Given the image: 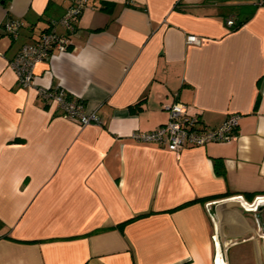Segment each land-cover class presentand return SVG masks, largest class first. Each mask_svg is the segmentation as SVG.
I'll return each mask as SVG.
<instances>
[{
	"label": "crops",
	"instance_id": "1",
	"mask_svg": "<svg viewBox=\"0 0 264 264\" xmlns=\"http://www.w3.org/2000/svg\"><path fill=\"white\" fill-rule=\"evenodd\" d=\"M69 1L0 0V264H264V204L249 210L264 200V5L87 0L71 48L23 89L9 63ZM40 87L103 124L64 118ZM174 102L204 129L240 115L236 137L177 155L132 138Z\"/></svg>",
	"mask_w": 264,
	"mask_h": 264
},
{
	"label": "built area",
	"instance_id": "2",
	"mask_svg": "<svg viewBox=\"0 0 264 264\" xmlns=\"http://www.w3.org/2000/svg\"><path fill=\"white\" fill-rule=\"evenodd\" d=\"M69 2L71 5L63 16L53 21L51 27L45 30L36 42L22 45L9 63L10 68L16 74L19 86L23 89L35 85L37 66L50 62L54 53H65L71 48L70 37L76 30L75 26L81 13L88 7V2L87 0H70ZM257 5L263 6L264 0H259ZM233 19L230 18L226 22L229 28L239 26ZM22 27H24V23L21 20H9L3 30L9 37L17 38ZM58 27L63 28L65 33L58 32ZM187 42L195 44L198 42V38L189 36ZM38 94L44 101L54 105L64 118L83 127L103 124L98 113L87 111L82 100L72 97L63 90L40 87ZM163 108L169 114L166 124L149 133L134 134L132 138L138 142L155 143L176 155L188 147H205L210 143H221L234 139L241 118L238 114H232L219 127L204 129L200 126L198 119L189 114L185 104L174 102ZM261 204H264V200H255L249 210H257Z\"/></svg>",
	"mask_w": 264,
	"mask_h": 264
},
{
	"label": "trees",
	"instance_id": "3",
	"mask_svg": "<svg viewBox=\"0 0 264 264\" xmlns=\"http://www.w3.org/2000/svg\"><path fill=\"white\" fill-rule=\"evenodd\" d=\"M103 10H106V7L104 6L103 8H102ZM239 27V26H238ZM238 27H236L235 29H237ZM217 167V173L219 174V173H222L223 171H222V167L221 168H219L218 167V164L216 165ZM86 264H89V263H86Z\"/></svg>",
	"mask_w": 264,
	"mask_h": 264
},
{
	"label": "flooded vegetation",
	"instance_id": "4",
	"mask_svg": "<svg viewBox=\"0 0 264 264\" xmlns=\"http://www.w3.org/2000/svg\"><path fill=\"white\" fill-rule=\"evenodd\" d=\"M259 208V207H258Z\"/></svg>",
	"mask_w": 264,
	"mask_h": 264
}]
</instances>
